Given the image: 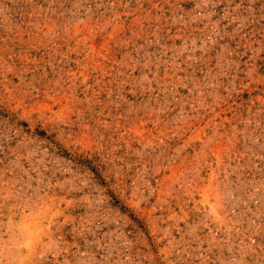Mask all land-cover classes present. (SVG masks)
I'll return each instance as SVG.
<instances>
[{
  "label": "rangeland",
  "instance_id": "374dc122",
  "mask_svg": "<svg viewBox=\"0 0 264 264\" xmlns=\"http://www.w3.org/2000/svg\"><path fill=\"white\" fill-rule=\"evenodd\" d=\"M0 264H264V0H0Z\"/></svg>",
  "mask_w": 264,
  "mask_h": 264
}]
</instances>
